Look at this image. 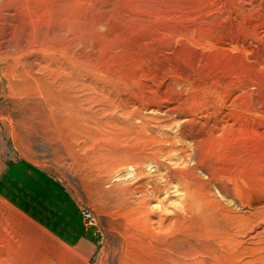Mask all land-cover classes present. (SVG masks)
<instances>
[{"label": "rangeland", "instance_id": "1", "mask_svg": "<svg viewBox=\"0 0 264 264\" xmlns=\"http://www.w3.org/2000/svg\"><path fill=\"white\" fill-rule=\"evenodd\" d=\"M0 264H264V0H0Z\"/></svg>", "mask_w": 264, "mask_h": 264}, {"label": "crops", "instance_id": "2", "mask_svg": "<svg viewBox=\"0 0 264 264\" xmlns=\"http://www.w3.org/2000/svg\"><path fill=\"white\" fill-rule=\"evenodd\" d=\"M14 165L15 166H13V168H11L7 172H5V175L3 176V179L6 182H8V183H6L3 190H4L5 194L10 195V197H9L10 199H14L15 202H19L18 200L20 199V195L15 192L16 189L12 190V185L17 186L18 190L20 192H23L22 179L21 178L24 175V172L26 173V171L23 169L24 163H23L22 159H18ZM41 191H43V190H41ZM42 193L44 194V192H42ZM32 197L35 198V195H33ZM43 199L40 200V202L43 203L46 207H48L51 210V212H52L51 215L54 213L56 216H59L58 217L59 220L63 221V223H60L61 225H58L54 221L56 226L54 224H53V226H50V224H48V223H50L48 218H46L47 220L42 219L41 222L44 223L45 227L48 228L50 231H52L54 234H56L58 237L64 239L65 241H68V242L77 241L78 244L81 243L84 239V234H85L84 231H86V229L83 227L84 224L82 221V217L79 216V213L78 214L75 213L76 214V216H75L74 213H71V214L69 213L70 212L69 209H66L65 214L60 213V215H59V213H57V211H56V207H54L52 205H48L46 202H44ZM28 206H31V205L29 203H27L26 205L24 204L23 208L24 209H26V207L29 208ZM26 210L28 211V209H26ZM28 212H30V211H28ZM35 214L37 215L38 213L35 212ZM64 223H67V224L70 223V225L73 226L72 229L70 230L69 229L70 227H65L66 225ZM57 226H61V227L56 228Z\"/></svg>", "mask_w": 264, "mask_h": 264}, {"label": "bare ground", "instance_id": "3", "mask_svg": "<svg viewBox=\"0 0 264 264\" xmlns=\"http://www.w3.org/2000/svg\"><path fill=\"white\" fill-rule=\"evenodd\" d=\"M171 112H179V109L178 108H170L169 109V112L168 113H171ZM106 138V137H104ZM108 139H110L109 137H107ZM112 141H114L117 145L115 147V151L113 150L111 154H113V160L112 161H116V162H120V163H123V162H127V161H130L131 160V157L129 156V153L132 152V149H133V145H130L128 144L127 142L124 143V140L123 138L119 135V133L116 134V136L114 137V140L113 138H111ZM106 141H109V140H106ZM121 141H123V145L121 144ZM159 142V141H158ZM140 144L142 143H138V144H135L134 146H140ZM110 154V155H111ZM109 155V156H110ZM109 159V158H108ZM111 159V158H110ZM140 165V162L137 164V166ZM141 173V172H140ZM133 175L134 177L135 176H138L139 175V172L137 171H134L133 172ZM151 187V186H150ZM153 188V187H152ZM156 188V187H154ZM149 190V189H148ZM151 191V190H150ZM151 193V192H150Z\"/></svg>", "mask_w": 264, "mask_h": 264}]
</instances>
